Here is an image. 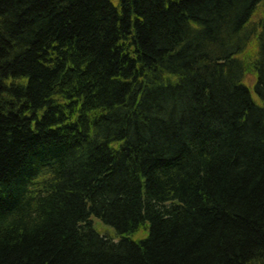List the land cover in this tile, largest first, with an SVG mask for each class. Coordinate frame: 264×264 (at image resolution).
I'll use <instances>...</instances> for the list:
<instances>
[{"label":"trees","instance_id":"trees-1","mask_svg":"<svg viewBox=\"0 0 264 264\" xmlns=\"http://www.w3.org/2000/svg\"><path fill=\"white\" fill-rule=\"evenodd\" d=\"M0 264H264V0H0Z\"/></svg>","mask_w":264,"mask_h":264},{"label":"rangeland","instance_id":"rangeland-1","mask_svg":"<svg viewBox=\"0 0 264 264\" xmlns=\"http://www.w3.org/2000/svg\"><path fill=\"white\" fill-rule=\"evenodd\" d=\"M255 81L256 80L254 76H249L245 84L250 88L253 97L258 101V98H256L257 96L255 94V87H254ZM93 220H94V228L96 230H99L101 234H104L107 237H113V238L115 237L116 232L112 227L104 225L99 218H94ZM146 236L147 233L144 231V235L142 237L139 236L136 237L135 235L134 239H142L143 237L145 238ZM115 240H119V238Z\"/></svg>","mask_w":264,"mask_h":264}]
</instances>
